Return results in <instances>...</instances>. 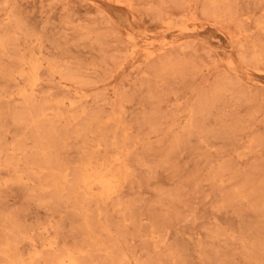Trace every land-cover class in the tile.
Returning a JSON list of instances; mask_svg holds the SVG:
<instances>
[{"label": "rangeland", "instance_id": "374dc122", "mask_svg": "<svg viewBox=\"0 0 264 264\" xmlns=\"http://www.w3.org/2000/svg\"><path fill=\"white\" fill-rule=\"evenodd\" d=\"M0 264H264V0H0Z\"/></svg>", "mask_w": 264, "mask_h": 264}]
</instances>
